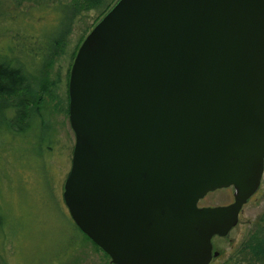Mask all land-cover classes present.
Returning <instances> with one entry per match:
<instances>
[{
	"label": "water",
	"instance_id": "95a60500",
	"mask_svg": "<svg viewBox=\"0 0 264 264\" xmlns=\"http://www.w3.org/2000/svg\"><path fill=\"white\" fill-rule=\"evenodd\" d=\"M63 201L111 264H210L264 173V0H118L68 81ZM232 188L233 202L199 207Z\"/></svg>",
	"mask_w": 264,
	"mask_h": 264
},
{
	"label": "rangeland",
	"instance_id": "374dc122",
	"mask_svg": "<svg viewBox=\"0 0 264 264\" xmlns=\"http://www.w3.org/2000/svg\"><path fill=\"white\" fill-rule=\"evenodd\" d=\"M27 6L32 9L24 10ZM21 9L22 15L30 18L6 22L0 17V53H8L13 46L11 56L27 62L25 52L31 46L22 45L21 40L33 43L37 36L43 42L51 34L55 15L43 13L31 2L17 6L15 0H6L1 11L17 17ZM99 20L95 11L83 12L76 19L65 54L52 69L51 78L60 82L57 98H44L43 106L53 136L47 129L23 127L20 132L22 127L17 125L19 132L13 134L0 127V214L4 216L0 257L4 264H111L109 257L75 228L62 196L75 142L66 108V72L68 68L70 72L81 43ZM233 193L232 188L216 190L198 205L226 206L233 202ZM261 231L264 173L259 189L242 208L237 226L226 237L212 239L213 251L219 256L210 264H233L242 246Z\"/></svg>",
	"mask_w": 264,
	"mask_h": 264
},
{
	"label": "trees",
	"instance_id": "16d2710c",
	"mask_svg": "<svg viewBox=\"0 0 264 264\" xmlns=\"http://www.w3.org/2000/svg\"><path fill=\"white\" fill-rule=\"evenodd\" d=\"M5 1L0 0V17L2 16L4 21L14 22L15 19L29 17L28 14L22 15L24 10L32 9L29 6L23 8L24 10L21 9L22 12H19L17 17L2 13L1 9L5 7ZM15 2L17 6L23 2H31L38 9L43 10V13L52 12L55 15V20L51 25L52 27L50 26L52 28L50 36L46 37L43 42L40 43L37 36L32 40L33 43H29V41L26 43L21 40L22 45L28 48L31 46V50L25 52L29 61L22 62V58L15 55L11 56L15 49L13 46H9L8 53H0V127H4L7 132L13 134L23 131V127L31 128V130L47 129L53 136L43 106L44 98H49L50 101H55L57 98L56 91L60 82L58 79L51 78L52 69L65 54L67 41L72 34L76 19L83 12L95 11L99 20L117 1L15 0ZM74 52L75 50L70 59H73ZM66 73V108L68 110L69 68ZM17 125L22 127L19 128V131ZM3 227L4 216L0 214V232H2ZM75 228L81 232L76 225ZM82 235L86 240L91 241L83 233ZM0 264H4L1 257ZM233 264H264V231L254 234L242 246L233 258Z\"/></svg>",
	"mask_w": 264,
	"mask_h": 264
}]
</instances>
